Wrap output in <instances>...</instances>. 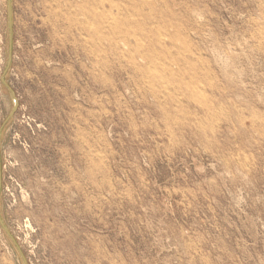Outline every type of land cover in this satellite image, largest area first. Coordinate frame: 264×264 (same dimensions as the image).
<instances>
[{
	"label": "rangeland",
	"instance_id": "obj_1",
	"mask_svg": "<svg viewBox=\"0 0 264 264\" xmlns=\"http://www.w3.org/2000/svg\"><path fill=\"white\" fill-rule=\"evenodd\" d=\"M11 8L0 264H264V0Z\"/></svg>",
	"mask_w": 264,
	"mask_h": 264
},
{
	"label": "water",
	"instance_id": "obj_2",
	"mask_svg": "<svg viewBox=\"0 0 264 264\" xmlns=\"http://www.w3.org/2000/svg\"><path fill=\"white\" fill-rule=\"evenodd\" d=\"M7 20H8V29H9V39H10L11 38V27H12L11 0H7ZM10 63H11V59H10V56H9V58L7 60L6 67H5V69H4V71H3L2 75H1V79L0 80H1V83L8 89V91H9V93L11 95V98L13 100V110H12V113H11V115H12V114L15 113V111H16V109L18 107V101H17L14 93L11 91V89L8 87V85L6 84V82L4 80V78H5L6 74H7V71L9 69ZM0 224H1V222H0ZM1 226H2V224H1Z\"/></svg>",
	"mask_w": 264,
	"mask_h": 264
}]
</instances>
